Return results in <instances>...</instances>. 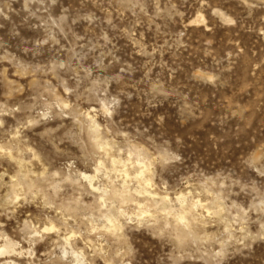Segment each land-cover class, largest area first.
<instances>
[{
  "label": "rangeland",
  "instance_id": "rangeland-1",
  "mask_svg": "<svg viewBox=\"0 0 264 264\" xmlns=\"http://www.w3.org/2000/svg\"><path fill=\"white\" fill-rule=\"evenodd\" d=\"M0 148V264H264V0H0Z\"/></svg>",
  "mask_w": 264,
  "mask_h": 264
},
{
  "label": "bare ground",
  "instance_id": "bare-ground-1",
  "mask_svg": "<svg viewBox=\"0 0 264 264\" xmlns=\"http://www.w3.org/2000/svg\"><path fill=\"white\" fill-rule=\"evenodd\" d=\"M91 121H93V119H91ZM90 121V122H91ZM96 123V122H95ZM95 131V130H94ZM101 146H102V144H101ZM12 160V159H11ZM113 161V160H112ZM119 162V161H118ZM112 163V162H111ZM114 164L116 163V160L113 162ZM112 163V164H113ZM139 163V169H138V178H139V183H142L143 184V187L141 188V190L140 191H137L136 190V192L137 193H145V194H148V196L150 195V196H153L154 197V194L152 193V192H150V191H148L149 189H147V186H149L150 185V181H149V179H147L146 178V174L149 172V168H148V166L147 165H145L143 162H138ZM114 166V165H113ZM99 170L98 169H96V172H98ZM122 177L124 178V181H123V185H124V183H125V179L128 177V172L127 171H123L122 173ZM82 177L85 179V177H87V179H85V180H87V182H88V184H89V186L91 187V188H93L94 189V186H93V184H92V182H93V179H94V177L93 176H88V175H82ZM137 178V177H136ZM25 186V185H24ZM121 189V188H120ZM125 189V188H124ZM127 190V189H126ZM15 192V191H14ZM113 193V192H112ZM115 194H118V193H115ZM136 194V193H135ZM103 195H105V194H103ZM112 195V194H111ZM121 196H122V194H120ZM138 195H140V194H138ZM108 196L109 195H107V198H108ZM128 196L129 195H126V196H124L123 197V202L125 201H128L129 200V198H130V200H131V197L129 196V198H128ZM149 196V197H150ZM179 197V199H176L177 200V203L181 206V207H183V205L185 204V197L183 196V195H180V196H178ZM102 198H104V197H102ZM121 198V197H120ZM152 198V197H151ZM101 199V198H100ZM106 199V198H105ZM109 199V198H108ZM108 199H106V200H108ZM112 199V198H111ZM117 199H119V198H117ZM153 199V198H152ZM163 200H162V203H164V205H163V208L164 209H166V204H168L169 205V203H170V200H169V198H167V197H165V198H162ZM102 200V199H101ZM120 200V199H119ZM160 200V199H159ZM218 200V199H217ZM112 201H113V199H112ZM132 201V200H131ZM135 201V200H134ZM133 202V201H132ZM121 203H122V201H121ZM158 203H160V202H158ZM140 204V203H139ZM161 204V203H160ZM159 204V205H160ZM155 205V204H154ZM159 205H157V207L156 208H158L159 207ZM160 206H162V205H160ZM200 206V203L199 202H194V203H192V205H191V208L193 209H197V207H199ZM142 207V206H141ZM162 208V209H163ZM172 208V207H171ZM170 208V209H171ZM159 209H160V207H159ZM167 210V209H166ZM191 210V209H190ZM113 211H115V210H113ZM162 211H164L165 212V210H162ZM223 211V210H222ZM139 212H141V210L139 211ZM166 212H168V211H166ZM174 212V211H173ZM172 212V213H173ZM115 213V212H114ZM142 214V213H141ZM171 214V212H169V215ZM220 214V213H219ZM109 215H110V213H109ZM116 215H117V213H116ZM123 215V212H120V214H119V216L121 217ZM173 215V214H172ZM171 215V216H172ZM115 216V215H114ZM105 217V216H104ZM116 217H118V216H116ZM119 217V218H120ZM174 217H175V219H176V221L178 222V223H180L179 222V220L180 219H182L185 223L184 224H186V221L188 220L187 219V217H186V213L183 211V212H181V213H179V214H174ZM118 219V218H117ZM117 219L116 218H114V217H110V216H108V217H106V220H107V222H108V224H109V229H110V227H116L117 226V224H116V222H117ZM141 219V218H140ZM119 221V220H118ZM107 224V225H108ZM118 225H119V223H118ZM118 227V226H117ZM46 228V227H45ZM50 228H55V227H50ZM108 229V228H107ZM109 229H108V231H109ZM111 229H113V228H111ZM116 229V228H115ZM114 229V230H115ZM118 229V228H117ZM121 229V228H120ZM44 231V230H43ZM45 232V231H44ZM113 233V232H112ZM115 233V232H114ZM113 233V234H114ZM190 235V234H189ZM4 240V243L2 244V245H0V259L1 258H4V257H6V256H9V255H12V254H15V252H16V248H17V246L19 245H17V243H15V242H12L10 239H8V237H6L5 236V239H3ZM65 240V243L67 244L68 243V241H69V238L68 239H64ZM21 256V255H20ZM77 262V261H76ZM7 263V262H6ZM9 263V262H8ZM10 263H12V264H14L13 262H10Z\"/></svg>",
  "mask_w": 264,
  "mask_h": 264
},
{
  "label": "snow or ice",
  "instance_id": "snow-or-ice-1",
  "mask_svg": "<svg viewBox=\"0 0 264 264\" xmlns=\"http://www.w3.org/2000/svg\"><path fill=\"white\" fill-rule=\"evenodd\" d=\"M226 22L227 23H233V21L230 20V19H226ZM64 107H68V105H64ZM0 152H4L5 153V156H7L8 158H11V154L8 153L5 149L0 148ZM33 158L35 159V157H33ZM172 158L173 159H176V157H172ZM260 159H261L262 162H264V150H261V152H260ZM252 163L253 164L255 163V157L252 158ZM259 174H260V177L262 178L261 187L264 188V163H262V166L259 168ZM85 179H87V177H85ZM250 186L253 189L255 188V185H250ZM245 187H248V185H245ZM177 199H179V197H177ZM200 207H203V206L201 205ZM220 211H221L220 209H217V212H220ZM208 215H212V213H208ZM179 222L181 224H184L185 223L182 219H180ZM44 231L45 232H48V231H57V229L56 228H45Z\"/></svg>",
  "mask_w": 264,
  "mask_h": 264
}]
</instances>
